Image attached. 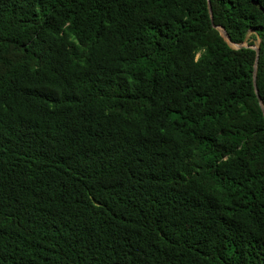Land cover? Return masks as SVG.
Segmentation results:
<instances>
[{
    "label": "trees",
    "instance_id": "1",
    "mask_svg": "<svg viewBox=\"0 0 264 264\" xmlns=\"http://www.w3.org/2000/svg\"><path fill=\"white\" fill-rule=\"evenodd\" d=\"M209 1L0 0V264H264V0Z\"/></svg>",
    "mask_w": 264,
    "mask_h": 264
},
{
    "label": "water",
    "instance_id": "2",
    "mask_svg": "<svg viewBox=\"0 0 264 264\" xmlns=\"http://www.w3.org/2000/svg\"><path fill=\"white\" fill-rule=\"evenodd\" d=\"M207 3H208V8H209L210 15H211V17H212L211 8H210V1L207 0ZM215 27L219 29L220 34L223 36V38H224L228 43H230L232 46L234 45L236 48H240V47H242V46L247 47V45L244 44V43H242V44H237V43H233V42H231L230 37L228 36V34H227L226 30L224 29V27H222V26H215ZM234 46H233V47H234ZM251 48L255 49V51H256V59H255V63H254V66H253V80H254L255 91H256V93H257V88H256V83H255V75H256V67H257V60H258L259 47H258V45H253V46H251ZM257 96H258V94H257ZM258 97H259V96H258ZM260 105H261L262 110H263V113H264V107H263V104H262L261 101H260Z\"/></svg>",
    "mask_w": 264,
    "mask_h": 264
},
{
    "label": "rangeland",
    "instance_id": "3",
    "mask_svg": "<svg viewBox=\"0 0 264 264\" xmlns=\"http://www.w3.org/2000/svg\"><path fill=\"white\" fill-rule=\"evenodd\" d=\"M255 43L257 44V41H255ZM234 46V45H233ZM235 47V46H234Z\"/></svg>",
    "mask_w": 264,
    "mask_h": 264
}]
</instances>
